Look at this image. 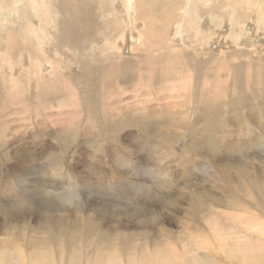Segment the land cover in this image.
Wrapping results in <instances>:
<instances>
[{
    "label": "rangeland",
    "instance_id": "1",
    "mask_svg": "<svg viewBox=\"0 0 264 264\" xmlns=\"http://www.w3.org/2000/svg\"><path fill=\"white\" fill-rule=\"evenodd\" d=\"M250 79L254 88L248 83ZM258 91L264 94V0H0V195L3 201L17 203L20 196L16 192L21 195L20 188H40L39 179L55 182L51 173L70 174L69 182L75 189L71 199L85 207L84 214L94 213L98 216L94 219L104 226L121 225L122 236L135 233L140 242L137 235L145 228L139 231L134 224L136 219L128 222L126 214L131 206L126 204L130 200L121 202L122 208L114 212L117 217L114 213L105 216L103 210L111 212L112 208L107 201L105 208L99 205L100 200L104 201L98 199V191L97 195L95 189L80 194L78 183L84 175L78 174L79 168L86 167L83 172L88 171V177L93 176L91 180L101 171V178L107 182L115 176L109 166L112 149L119 156H127L120 151L123 146L141 153L137 135L148 139L160 133L172 136L168 123L171 118L191 120L187 132L204 127L198 131L203 135L228 115L227 110L214 109L238 102L230 106L235 109L229 110L231 117L236 118L243 111L242 106L259 107L255 94ZM141 106H153L156 115L143 117ZM71 128L80 134L74 137ZM233 128L222 127L226 132ZM128 135L134 136L132 143L127 141ZM100 139L104 142L100 143ZM187 139L184 136L171 146L179 155L192 157L193 147L187 149ZM254 148L250 153H254ZM81 154L88 157L83 160ZM96 154L102 157L92 159ZM160 155L156 152L153 159L159 160ZM52 156L56 160L49 162ZM197 156L202 159L199 153ZM79 159L82 163L76 164L73 174L70 168ZM153 159L147 158L144 168L163 169L171 177L177 173L176 168L167 169L166 157L162 164L151 165ZM254 159L249 160V165ZM102 162L106 167L97 170ZM185 173L181 172L183 179L188 175ZM19 179L23 181L16 189L11 183ZM149 184L154 186L151 180ZM60 189L49 184L41 186L49 198ZM171 189L167 184L155 187L154 200L140 197L139 205L155 211L149 214V220L162 219L160 224L167 231L178 234L182 228L170 221H175L170 207L183 197ZM111 194L115 204L116 195ZM36 199L48 202L44 196L36 195ZM19 219L17 225L22 223ZM226 227L223 239L231 247L241 230L236 225L234 229ZM245 237L250 243L256 239ZM256 240L264 244V238ZM186 241L187 247H192L191 240ZM200 252L192 247L186 255L192 254L189 257L195 261ZM172 255L167 252L163 262L176 264ZM142 256L132 264H153L156 257ZM198 261L193 264H200Z\"/></svg>",
    "mask_w": 264,
    "mask_h": 264
},
{
    "label": "bare ground",
    "instance_id": "2",
    "mask_svg": "<svg viewBox=\"0 0 264 264\" xmlns=\"http://www.w3.org/2000/svg\"><path fill=\"white\" fill-rule=\"evenodd\" d=\"M235 76L238 79L242 77ZM252 77L254 76L252 75ZM255 78L258 79L256 76ZM251 81L250 79L248 83L250 87L254 88ZM255 89L257 88L255 87ZM255 94L259 100L256 103L259 107L242 106L243 111L239 112L236 118L231 117L229 110L235 109L230 108V106L238 105V102L234 105H223L221 108L217 107L214 109V112L227 110L228 115L225 121L223 118L220 125L214 126L207 133H202L203 135L198 134V131H202L204 127H199L190 133L187 132L191 120L184 122L182 117L171 118L168 123H170L173 131L172 136L160 133V136L155 135V138L148 139L145 135H143V138L137 135L141 153L123 146L120 151L126 153L129 157L125 155L119 156L112 149V161H109V166L114 171L115 176L107 179V182L101 178V171H97V176L91 180L90 178L93 176L88 177L89 172H83L86 167H83V170L78 167V174L84 175L79 179L78 183L79 188L81 187L80 194L82 192L84 194L88 189L89 191L94 189L95 192L98 191V195L96 192L98 199H102L104 202L101 203V200L99 202L93 195L94 199L100 203L99 205L102 204L104 208L106 206L104 203L107 201L112 208L111 212L107 208L103 212L101 211L105 216H111L112 213L117 211L116 209L122 208L120 206L121 202L130 200V203L126 204V206H131L130 213L126 214L128 222L130 221L129 219L131 221L136 219L138 221L134 224L138 227V230L141 231L142 228H145L141 233L138 231L139 235L137 237L140 236V242L136 241L138 239L134 237L136 236L135 233L127 232L122 236L123 234L120 232L121 225L120 228L116 224L104 226L102 222L99 223L96 221L97 219H94L98 217H95L94 213L91 212L94 216L91 213L84 214L82 209L85 207L80 206V203L71 199L73 196L71 194L74 193L75 189L69 182L71 179L69 177L70 174H68L69 176H62L63 173H56V175L54 174L55 178L53 173H51L55 182L39 179L37 184L40 185V188L36 185L32 187V184L31 190L26 189L27 191H25L20 188L21 195L16 192L17 196H20L17 203L9 199L3 201L4 198L0 195V264H124V262L125 264H132L140 256L143 255L142 257H144V254L147 256L156 255V257L154 256L155 259L152 258L154 259L153 264H165L163 261L167 256V252L173 254L171 259H174L176 264H193L197 260H199L200 264L201 262H207V264H264V244L256 240L264 238V158L261 157V159L259 157L260 154L257 153L260 152L264 156V94L259 91ZM141 108L143 117L156 115L153 106H141ZM192 122L195 123L196 120ZM227 126L234 128L226 132L222 127ZM71 129L74 137L80 134L79 132L77 135V130ZM85 130L87 131V127ZM91 132L94 133V131ZM149 136L151 137L152 135L149 134ZM184 136H188L186 140L187 149L193 147L192 157L179 155L174 149L175 147L171 146L172 143L176 144ZM126 139L129 143H132L134 136L128 135ZM101 142L104 141L100 139ZM207 143L212 144L211 147H208ZM106 147L109 148L108 145ZM252 147H256L253 154L250 153ZM187 149L185 148V151L189 153ZM156 152H161L159 160L153 159V155ZM198 153L202 157L201 160H199L200 158L198 159ZM59 154L58 151V159ZM250 154L256 158L252 165H249L251 164L249 162L254 157L250 156ZM81 156H83V160L88 157L86 154H81ZM100 156L101 154H96L92 159ZM149 157L153 159L150 162L151 165H155L157 162L162 164L166 157L167 169L176 168L177 173L171 177L170 173H165L163 169L149 168L148 166V168H144L146 166L144 162ZM133 158H135V161ZM82 159H79L75 166L73 165L74 167L70 168L71 171L73 170V174L77 170L76 164L82 163L80 162ZM184 159L187 160L184 161ZM54 160H56L54 156L49 158V162H54ZM42 166L45 167V165ZM49 166L54 168L52 165ZM210 166H212V170L209 169ZM105 167V162H102L101 167L97 168V170H102ZM117 168L119 170H116ZM40 170L42 171L41 168ZM94 170L93 175L95 176L96 171ZM182 171H186L188 174L185 173L187 175L185 179L181 176ZM185 174L183 175L185 176ZM62 177L63 179H61ZM23 179L14 180V184H11L18 186ZM90 180L92 183L91 187L89 184ZM149 180L152 181L154 186L149 184ZM4 182L6 183V181ZM46 184L59 189L63 187V189H60L59 192L57 191L54 194L55 196L51 194L53 198H49L50 196H45L46 194L44 195L41 190V186ZM163 184L173 188L171 191L177 190L180 193L179 196L183 197L178 202L172 203L171 205L173 206L170 207L172 210L171 217L175 219V221H170L182 228L178 234L167 231L163 224H160L163 221L162 219L155 221V218L153 220L152 217L149 220V214L151 216L155 211L144 207L145 204H143L144 206L139 205L143 197L153 201L152 194L156 191L155 187H160ZM4 186L7 187V185ZM134 189L137 192L134 193ZM6 190L8 189L6 188ZM111 193L116 195V197L114 196L116 198L115 204L109 197L112 195ZM169 193H171L170 189ZM36 195L48 198V202H46L47 199L37 201ZM140 197L141 200H139ZM24 198L25 201L22 200ZM114 214L116 216V213ZM34 218L35 220H33ZM18 219L22 221L20 225L15 223ZM116 220L114 219V221ZM11 222L13 223L11 224ZM118 223L120 224V222ZM235 225L241 231L237 235V239H234L233 245L229 247L230 245L223 239V235L227 234L228 229L225 228L228 227L226 226L231 229ZM245 235H250L256 239L251 241V243L249 241L246 242L248 237H245ZM184 239H190L189 243L191 246L194 249L201 250L199 257L197 256L198 259L195 258V261L189 257L192 254L186 255L187 249L189 248L190 250L192 247H187L189 244ZM191 251L194 250L191 249ZM11 257H13V260H11Z\"/></svg>",
    "mask_w": 264,
    "mask_h": 264
}]
</instances>
